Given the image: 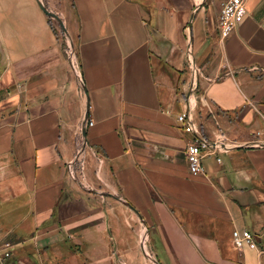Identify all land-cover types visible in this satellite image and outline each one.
Instances as JSON below:
<instances>
[{
    "label": "crops",
    "instance_id": "0c3cea01",
    "mask_svg": "<svg viewBox=\"0 0 264 264\" xmlns=\"http://www.w3.org/2000/svg\"><path fill=\"white\" fill-rule=\"evenodd\" d=\"M245 7L221 38L214 0H0L8 264H264V0Z\"/></svg>",
    "mask_w": 264,
    "mask_h": 264
},
{
    "label": "built area",
    "instance_id": "2783aa9c",
    "mask_svg": "<svg viewBox=\"0 0 264 264\" xmlns=\"http://www.w3.org/2000/svg\"><path fill=\"white\" fill-rule=\"evenodd\" d=\"M218 2L219 11L217 19L218 33L221 38L230 36L243 21L246 15L245 0H214ZM73 65L75 62L73 60ZM176 121L186 133L193 135V140L185 147L188 170L196 175L202 171V148L204 144L199 140L198 133L193 127L190 114L187 110L180 112L176 116ZM219 160V159H218ZM69 174L73 173L72 168L68 169ZM233 245L237 249L247 247L255 249L257 247L255 236L246 229H234L232 231ZM11 255L9 247L0 248V264H8Z\"/></svg>",
    "mask_w": 264,
    "mask_h": 264
},
{
    "label": "water",
    "instance_id": "95a60500",
    "mask_svg": "<svg viewBox=\"0 0 264 264\" xmlns=\"http://www.w3.org/2000/svg\"><path fill=\"white\" fill-rule=\"evenodd\" d=\"M39 6L41 7V9H42V10H43L48 16H51V17H53V18L56 19V16L53 15V14H51L49 11H47V9L45 8V6H44L42 3L39 2ZM82 133H83V135H84V131H83Z\"/></svg>",
    "mask_w": 264,
    "mask_h": 264
},
{
    "label": "rangeland",
    "instance_id": "374dc122",
    "mask_svg": "<svg viewBox=\"0 0 264 264\" xmlns=\"http://www.w3.org/2000/svg\"><path fill=\"white\" fill-rule=\"evenodd\" d=\"M64 45H65V47H67V43L66 42H64ZM73 53H74V51L71 48L67 47V55L68 56H72Z\"/></svg>",
    "mask_w": 264,
    "mask_h": 264
}]
</instances>
